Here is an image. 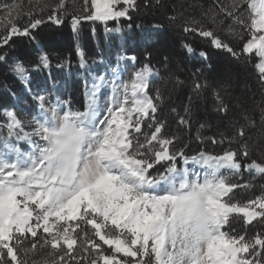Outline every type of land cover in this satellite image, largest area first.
<instances>
[{"label":"snow or ice","instance_id":"1","mask_svg":"<svg viewBox=\"0 0 264 264\" xmlns=\"http://www.w3.org/2000/svg\"><path fill=\"white\" fill-rule=\"evenodd\" d=\"M142 5L160 8L163 0H82L71 11L68 0H28L27 7L24 0H0V63L8 64L4 49L15 38L38 43L35 33L46 23L61 25L67 18L74 34L85 22L103 24L106 34L121 33V19L131 21ZM179 7L184 11L174 6L170 23L181 20L183 34L206 40L237 62L244 58L264 88V0ZM188 9L198 15H185ZM163 29L153 26L157 34ZM182 47L195 52L187 42ZM75 51L80 67L87 68L84 49L77 45ZM144 57L136 67V55L118 56L115 67L85 80L76 109L46 86L33 92L30 67L49 69L46 51L35 62L12 60L9 70L25 85L33 107L27 119L15 107L0 109V133H6L0 134V264H264V189L235 199L237 189L264 179V108L261 142L249 134L256 121L242 113L244 123L233 122L227 135L197 133L201 144L226 145L220 152L201 148L189 155L157 117L164 95L152 90L158 72L151 51ZM124 60L132 63L130 73L120 65ZM238 70L231 65L214 70L220 80L213 111L222 118L231 111L222 91ZM201 71L193 73L197 96L207 86ZM170 78L183 84L178 76ZM190 110L179 116V126L190 129ZM244 173L252 179H234ZM237 218L259 231L236 232Z\"/></svg>","mask_w":264,"mask_h":264},{"label":"trees","instance_id":"2","mask_svg":"<svg viewBox=\"0 0 264 264\" xmlns=\"http://www.w3.org/2000/svg\"><path fill=\"white\" fill-rule=\"evenodd\" d=\"M40 2L43 3L45 0H40ZM48 2H52V0H48ZM198 2L206 3L208 0H163V7L160 8H144L142 5L138 12L132 13L133 19L131 21L126 19L120 21L125 27L131 24L134 32H137L138 28L143 30L151 29L154 25H164L162 33L150 34V39L147 42L133 47V49H139L137 53H134L138 58V63L144 62L146 50L151 51V64L160 74L159 79L152 83L153 92L159 88L164 95V101L160 105L157 117L166 121V135L175 134L177 136L176 146L178 148L187 145L186 152L189 155L201 148L210 152H220L222 147H226V145H213L209 142L201 144L196 139L197 133L199 132L205 137L218 135L221 132L227 135L232 131L233 122L244 123L241 118L242 113H246L256 121V127L252 128L249 134L253 141L261 142L259 135L261 132L260 114L261 108H264V88L258 82L252 64H245L244 58L237 62L227 52L214 49L206 40L191 34H183L180 31L181 20H177L175 24L168 20V17L172 15L174 6L178 11L183 12L184 9L180 8V5L187 6ZM68 3L71 11L73 6L78 9L82 0H68ZM24 4L27 7L28 0H24ZM188 13L198 15V12H193L192 9H188L185 15ZM137 25L141 27H137ZM95 27L96 23L85 22L80 26L79 33L74 34L70 20L66 18L61 25L50 22L42 25L35 33L38 43L23 37L15 38L16 42L13 47L4 49L9 53L8 64L0 63V109L11 107L14 100L24 94L25 85L9 70V65L13 59L20 57L31 63L35 62L39 51H46L49 54L51 60L49 73L46 74L43 69L32 71L30 67V76H32L34 83L52 78L51 71L58 65H62L60 67L64 71L67 70L68 65H78L79 69L82 70L75 49L77 45L81 46L85 51V57L88 59H90L88 54L95 55L97 40L92 34ZM185 42L192 45L195 50L194 54H188L184 51L182 44ZM112 43L115 46V42L112 41ZM201 51L207 53L206 59L200 56ZM165 57H167V66H165ZM229 65L237 66L239 70L233 75L227 91H222L225 102L229 103L231 107L228 116L222 118L213 111V92L217 89L220 80L214 70ZM197 68L202 69L198 75L201 82H206L207 85L198 96L193 92V73ZM170 74L178 76L183 84H176L170 78ZM13 92L15 96L12 94ZM189 97H191L190 105ZM70 101L73 104V100ZM186 107L191 109L187 113L191 119L190 129L177 124L179 116L186 115ZM201 124H204L205 127L201 128ZM234 179L243 183L252 178L244 173L242 179L241 177H234ZM252 183L253 187L250 189H237L235 199L243 200L246 197L259 194L261 189H264V179L257 177ZM232 228L236 232H247L248 234L259 231L258 226L244 225L239 218L233 221Z\"/></svg>","mask_w":264,"mask_h":264},{"label":"rangeland","instance_id":"3","mask_svg":"<svg viewBox=\"0 0 264 264\" xmlns=\"http://www.w3.org/2000/svg\"><path fill=\"white\" fill-rule=\"evenodd\" d=\"M123 31L121 33L106 34L103 24L96 23L95 33H92L95 40H97V48L94 50V56L88 54L87 68L79 69L78 65L67 66L66 71H64L60 66L53 69L52 78L47 80L33 82L32 76H30V86L35 92L37 86H46L52 91L54 97L59 96L64 100H73L72 107L74 109L80 108L83 103V84L85 80L90 81L91 77L96 73L104 72L109 66L115 67L118 56H131L139 51L138 48L133 49L134 46L138 44H144L150 39V34L156 33L153 28L151 29H137V32L129 27H125L121 22H119ZM109 27H114L115 25L110 22ZM98 30V31H97ZM101 40V41H99ZM112 41L115 42V46ZM121 67L127 68V73L132 71V63L124 60L120 62ZM140 63L136 64L139 67ZM49 69H43L45 73H49ZM158 72V71H157ZM160 74L155 76L154 81L158 80ZM69 81V83H68ZM59 89L57 92L56 89ZM79 105V106H78ZM11 107H15L17 112L20 114L21 118L27 119L29 113L32 110L33 102L31 100V95L26 92L24 88V94L16 98ZM145 132L149 129L147 125L144 128ZM27 147L26 145H22Z\"/></svg>","mask_w":264,"mask_h":264}]
</instances>
